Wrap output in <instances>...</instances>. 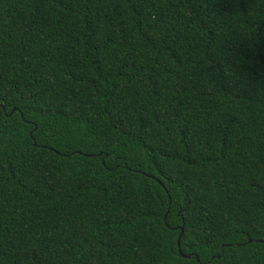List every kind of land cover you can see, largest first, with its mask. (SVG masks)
<instances>
[{"label":"trees","instance_id":"trees-1","mask_svg":"<svg viewBox=\"0 0 264 264\" xmlns=\"http://www.w3.org/2000/svg\"><path fill=\"white\" fill-rule=\"evenodd\" d=\"M0 264H264V0H0Z\"/></svg>","mask_w":264,"mask_h":264},{"label":"water","instance_id":"water-1","mask_svg":"<svg viewBox=\"0 0 264 264\" xmlns=\"http://www.w3.org/2000/svg\"><path fill=\"white\" fill-rule=\"evenodd\" d=\"M3 109H4V108H3ZM182 232H183V226L180 227V235L182 234ZM180 235H179L178 238H177V246H178V247H179ZM179 254H181V255L184 256V257H189L188 254H187V255H183V254L181 253L180 248H179ZM195 257H196V259H198L197 256H195Z\"/></svg>","mask_w":264,"mask_h":264}]
</instances>
